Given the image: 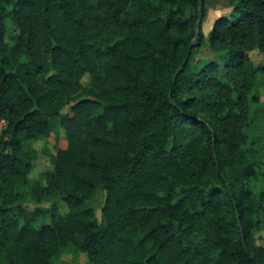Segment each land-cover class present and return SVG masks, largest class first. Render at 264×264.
Instances as JSON below:
<instances>
[{
    "label": "trees",
    "instance_id": "16d2710c",
    "mask_svg": "<svg viewBox=\"0 0 264 264\" xmlns=\"http://www.w3.org/2000/svg\"><path fill=\"white\" fill-rule=\"evenodd\" d=\"M204 6L172 84L198 0H0V264H264L250 242L264 61L248 57L264 52V0H229L207 34L214 61L191 69ZM59 130L66 147L29 186L27 143ZM27 186L47 207H24Z\"/></svg>",
    "mask_w": 264,
    "mask_h": 264
},
{
    "label": "rangeland",
    "instance_id": "374dc122",
    "mask_svg": "<svg viewBox=\"0 0 264 264\" xmlns=\"http://www.w3.org/2000/svg\"><path fill=\"white\" fill-rule=\"evenodd\" d=\"M229 0H205V17L202 23V30L205 35L203 46L194 51L191 60L190 66L191 69H195L202 61H214V58L211 56L207 44V34L212 26L214 19L218 16L227 14L229 9H226V5L228 4ZM248 57L251 60V63L256 66L264 61V52H250L248 53ZM90 82L89 75H84L81 80V84L83 88L88 87ZM257 91L260 98V101L263 105V112H264V74H260L257 80ZM68 112V108H64L62 113ZM4 126L3 123L0 122V131ZM60 136L58 143L55 142L54 138L50 139H39L36 142H29L27 143V148H33L38 152V157L34 162L33 169L28 175L29 186L34 182H41L44 183V179L42 178L41 174L44 171L50 170L51 165L49 161V157L47 156L48 153H54L55 148H65L66 142L64 140V132L63 130H59ZM255 148L257 149V153L262 157L263 162L259 165V177L258 179L251 184L254 186L255 190L264 192V114H261L257 118V127L255 132ZM1 148V145H0ZM29 186L26 188H21L20 193L24 197V207L32 210L34 208L39 207H47L44 204H34L30 197H29ZM103 205V194L101 191H97L93 200L91 201V206L96 212L97 218H100V212ZM48 223L47 218H42L40 221L35 223L36 227H41L44 224ZM251 245L254 248H264V219H260L255 228L252 231ZM55 264H88L85 255L78 254L74 255L71 253H63L61 254L56 260Z\"/></svg>",
    "mask_w": 264,
    "mask_h": 264
},
{
    "label": "water",
    "instance_id": "95a60500",
    "mask_svg": "<svg viewBox=\"0 0 264 264\" xmlns=\"http://www.w3.org/2000/svg\"><path fill=\"white\" fill-rule=\"evenodd\" d=\"M202 9H203V0H198V18H197V21H196L195 26H194V39L190 42V44L188 46L187 54H186L185 58L183 59L179 69L176 71V73L173 76L172 84L175 83V81L177 79V76L181 73V71L183 70L184 66L186 65V63L188 61V58H189V55H190V52H191V49L193 47H196L197 44H198V41H199V28H200L201 21H202ZM168 98L171 101L170 94L168 95ZM235 215H236V219H237V222H238V225H239V217H238L237 211H235ZM243 248L245 249L244 245H243Z\"/></svg>",
    "mask_w": 264,
    "mask_h": 264
},
{
    "label": "built area",
    "instance_id": "2783aa9c",
    "mask_svg": "<svg viewBox=\"0 0 264 264\" xmlns=\"http://www.w3.org/2000/svg\"><path fill=\"white\" fill-rule=\"evenodd\" d=\"M1 123H3V122H1ZM4 124V123H3Z\"/></svg>",
    "mask_w": 264,
    "mask_h": 264
}]
</instances>
